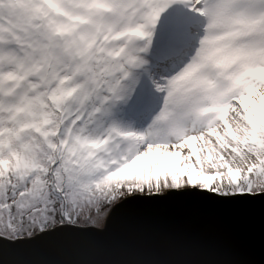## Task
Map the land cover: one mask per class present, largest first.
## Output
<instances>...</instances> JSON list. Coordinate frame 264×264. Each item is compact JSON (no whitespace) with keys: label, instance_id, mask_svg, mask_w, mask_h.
Returning <instances> with one entry per match:
<instances>
[{"label":"snow or ice","instance_id":"1","mask_svg":"<svg viewBox=\"0 0 264 264\" xmlns=\"http://www.w3.org/2000/svg\"><path fill=\"white\" fill-rule=\"evenodd\" d=\"M184 190L264 198V0H0V249Z\"/></svg>","mask_w":264,"mask_h":264},{"label":"water","instance_id":"2","mask_svg":"<svg viewBox=\"0 0 264 264\" xmlns=\"http://www.w3.org/2000/svg\"><path fill=\"white\" fill-rule=\"evenodd\" d=\"M0 264H264V198L195 190L128 198L99 228L5 246Z\"/></svg>","mask_w":264,"mask_h":264},{"label":"rangeland","instance_id":"3","mask_svg":"<svg viewBox=\"0 0 264 264\" xmlns=\"http://www.w3.org/2000/svg\"><path fill=\"white\" fill-rule=\"evenodd\" d=\"M122 202V201H121ZM120 203V202H119ZM118 203V204H119ZM110 214V213H109ZM109 216V215H108ZM108 218V217H107ZM107 218L103 221V223H101L99 226H91V225H89V226H91V227H100L101 225H103V224H105L106 223V220H107ZM84 227H86V226H84Z\"/></svg>","mask_w":264,"mask_h":264},{"label":"trees","instance_id":"4","mask_svg":"<svg viewBox=\"0 0 264 264\" xmlns=\"http://www.w3.org/2000/svg\"><path fill=\"white\" fill-rule=\"evenodd\" d=\"M150 209L158 210V209H164V207L150 206Z\"/></svg>","mask_w":264,"mask_h":264}]
</instances>
